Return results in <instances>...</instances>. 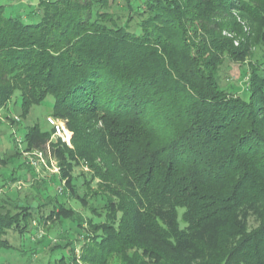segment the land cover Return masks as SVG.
I'll use <instances>...</instances> for the list:
<instances>
[{
  "label": "trees",
  "instance_id": "obj_1",
  "mask_svg": "<svg viewBox=\"0 0 264 264\" xmlns=\"http://www.w3.org/2000/svg\"><path fill=\"white\" fill-rule=\"evenodd\" d=\"M123 2L39 0L28 23L0 5V109L52 103L74 133L51 144L56 198L3 200L0 251L68 221L49 264H264V0ZM226 61L247 97L222 87ZM52 138L29 126L24 150Z\"/></svg>",
  "mask_w": 264,
  "mask_h": 264
},
{
  "label": "rangeland",
  "instance_id": "obj_2",
  "mask_svg": "<svg viewBox=\"0 0 264 264\" xmlns=\"http://www.w3.org/2000/svg\"><path fill=\"white\" fill-rule=\"evenodd\" d=\"M38 1L0 0V5L6 6L7 16L20 17L28 23L37 21L36 18L33 19V16L36 14ZM123 1L125 0H117L120 4L119 8H122L125 4ZM242 23L245 25L243 21ZM245 29L247 33L251 32L246 25ZM224 35L229 38L235 37V34H229L228 32H224ZM239 44L237 40L235 46H239ZM245 67H248L247 64H245ZM247 71V68H241L239 64L226 61L220 73L222 87H226L228 84L233 85L241 95L247 97ZM52 108V103L34 107L27 118H22L21 98L20 95H15L6 108L0 109V207L5 205L3 200H9V198L20 205L29 204L36 207L40 203H45L43 200L45 196L57 197L61 183L54 176H59L60 167L54 156L51 144L52 142L57 143L59 140L52 138L51 141H48L42 147L29 151L24 150L23 142L26 128L29 126L39 124L43 132H52L53 128L48 123ZM54 119L67 125V121L64 119ZM12 120L17 123L12 124ZM72 134L74 136L73 132ZM69 148H73V143H71ZM16 152H20L22 155L17 157L15 156ZM36 152L43 153L44 159L47 161V167L44 164L32 166L29 161V155H33ZM84 165L82 164L81 167L75 170L76 176L80 175L81 172H89V168ZM55 169L58 172H54ZM12 175H14L16 181L12 180ZM71 205L75 210L83 212L79 204L72 202ZM42 229V227L40 229L36 228L32 232L24 234L23 237L13 232L10 233V244L13 249L0 251V264H49L62 256H67L68 252L61 249L51 254L46 244L59 239L57 237L59 234L73 241L78 233L75 224L65 221L59 230L57 229L54 234L46 239L48 241L46 244L39 241ZM58 244L62 245L63 242L60 241Z\"/></svg>",
  "mask_w": 264,
  "mask_h": 264
},
{
  "label": "built area",
  "instance_id": "obj_3",
  "mask_svg": "<svg viewBox=\"0 0 264 264\" xmlns=\"http://www.w3.org/2000/svg\"><path fill=\"white\" fill-rule=\"evenodd\" d=\"M48 123L53 128V138L57 140H61L63 143H65L67 146L71 147L73 134L69 130L68 126L61 121H58L52 117L48 118ZM29 161L32 164V166H37L38 164H44L45 167H47V161L44 159L42 152H36L33 155H29ZM54 172H58L55 171Z\"/></svg>",
  "mask_w": 264,
  "mask_h": 264
}]
</instances>
